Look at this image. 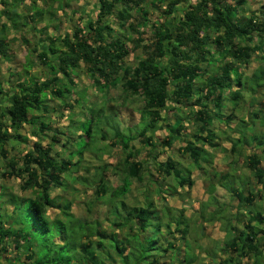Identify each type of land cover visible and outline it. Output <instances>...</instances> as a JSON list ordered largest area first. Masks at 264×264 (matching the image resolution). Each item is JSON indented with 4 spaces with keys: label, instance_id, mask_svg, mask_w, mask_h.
I'll list each match as a JSON object with an SVG mask.
<instances>
[{
    "label": "trees",
    "instance_id": "trees-1",
    "mask_svg": "<svg viewBox=\"0 0 264 264\" xmlns=\"http://www.w3.org/2000/svg\"><path fill=\"white\" fill-rule=\"evenodd\" d=\"M15 2L11 4L15 5ZM59 3L62 6V2ZM246 3L247 0H94V14L79 12L80 21L74 24L71 32L67 30L58 36H47L45 45L33 49L35 55L25 57L21 65L24 73L21 74L20 70L16 73L17 90L8 96L3 109L0 106V152L6 157L4 144L11 138L28 142L20 132L23 124L33 126L32 135L50 138L45 142L30 140L24 153L4 162L2 174L19 178V188L29 189L32 195L20 197L10 194L11 209L7 218L0 212V264L2 259L5 264H144L143 261L173 264L179 252L170 262L166 259L163 263L162 260L167 258L169 248H178L175 239H180V242L186 239L192 224L188 220L178 228L182 214L173 217L167 204L161 208L157 206V201L165 194H172L176 187L164 186L158 177H153L151 165L163 179L171 176L175 185L191 187L193 168L202 161H211L210 151L202 144L218 145L215 140L217 132L212 127L216 121L224 123L231 132L230 149L233 153H241L242 147L252 149L247 166L261 187L254 193L248 177V187L244 188L243 181L246 180L240 175L222 176L214 171L217 182L238 198L239 208L247 206L246 213L237 211L235 222L230 225L235 230L234 239L221 247L236 257H220L214 264H264V227H258L260 224L264 226V213L254 204L260 191L264 200V162L261 161L264 150L250 142L251 139L264 145V133L261 132L260 136L257 133L258 126L261 125V129L264 124L255 123L260 119L264 121V102L256 99L260 90L264 92L261 85L264 84V68L258 66L251 74L241 68L255 56L264 59V3L257 11L245 13ZM149 5L160 8L161 21L160 18L148 17ZM72 13L77 12L72 10ZM13 14L17 15L15 11ZM3 26L0 29V53L6 56L10 48ZM138 50L140 55H137L136 63L127 64L129 53ZM256 52L258 55L254 54ZM81 63L92 86L100 93L98 101L87 100L86 89L81 93L76 89ZM34 64L44 66L46 74H29L28 70ZM27 74L29 76L25 77ZM247 79H253L256 87L253 88ZM250 86L253 91L245 99L244 92L249 93ZM117 87L119 92L111 93V89ZM74 94L76 103H86L84 114L89 118H85L88 121L85 128L76 124L68 128V131H76L71 135L52 126L45 117L50 118L47 111L56 109L49 100L69 98ZM130 95H139L143 101L138 108V120L133 124H123L116 117L128 105ZM256 100L258 106H254ZM188 104L196 106L195 109L189 107L194 119L191 132L196 141H202L201 145L186 139L189 132L183 134L181 115ZM34 111L44 112L43 117ZM167 111L173 112L172 120ZM99 119L105 122L106 129L95 128L93 124ZM250 123L253 128L250 126L252 132L248 134ZM156 127L167 129V135L158 143L170 145L176 138L186 140L178 150L189 154V164L182 165L172 155L158 160L151 154L154 158L151 159L152 164L136 159L138 149L130 142L138 137L146 146L156 147L150 133ZM108 131L113 132V141L120 144L123 155L115 163L94 165L91 172L89 165H82L83 152L89 149L98 154L106 149L107 145L99 142L105 139L109 145L112 143H109L111 137L106 136ZM89 139L94 141L91 147H88ZM78 140L80 144L77 145ZM55 144L59 149H54ZM62 148L66 152L60 156ZM109 166L119 178L116 185L109 180ZM80 168L91 173V179L79 173ZM132 179L143 187V203L125 200L131 190ZM209 180L208 193L211 195L200 203V214L208 220L221 217L225 211V207H218L212 194L214 179ZM75 182H81L84 187L93 185V198L108 195V204L113 206L112 213L115 214L113 218L110 216L109 225L125 228L121 231L122 236L101 230L99 222L92 219L80 222L88 226L87 241L82 238L77 241L64 239L61 226L55 223L62 220L52 217L48 209L56 207L60 209L59 214L68 219L74 217L68 211L72 200L63 202V192L69 187L78 189ZM211 205L213 209L204 215ZM164 216L168 217L165 224ZM258 232L263 234L258 235ZM163 233L167 234L165 241L157 246L156 234ZM173 233L176 236L172 239ZM92 235L97 239L91 240ZM185 245L189 247L182 244L183 247ZM10 251L14 252L13 256L8 255ZM192 254L189 252L188 259L181 254L183 257L178 259L179 264L195 260L196 255ZM210 254L215 255V252L211 250ZM248 254L253 261L243 263L240 257Z\"/></svg>",
    "mask_w": 264,
    "mask_h": 264
},
{
    "label": "rangeland",
    "instance_id": "rangeland-1",
    "mask_svg": "<svg viewBox=\"0 0 264 264\" xmlns=\"http://www.w3.org/2000/svg\"><path fill=\"white\" fill-rule=\"evenodd\" d=\"M94 3V0H71V5L70 7H75V12H77L76 14L74 13H69V15H66V11L64 13H61L59 8H56V12H60V17H59V22L58 24V28L55 29L56 32H60V31H67L69 30V32H71L72 27L74 26V24H76L77 22L80 21L79 12L82 11L81 6H83L85 4V11L86 13H92V10H94V8L92 7ZM261 3H264V0H247V3L245 4V13H249L250 11H257V9L259 8V6L261 5ZM159 5H161L159 3ZM78 7H80V11H78ZM163 8V5L161 6ZM149 9V18H160V21L162 20V14H160V8L159 9H155V7H153L152 5H149L148 7ZM61 9V8H60ZM177 17V15H176ZM175 17V18H176ZM240 18H243L241 15H239ZM170 18H172L170 16ZM110 19H115L114 17H110ZM58 21V20H57ZM82 21V20H81ZM115 29L117 31H119L118 27H115ZM25 36L27 34V32L24 33ZM54 34V33H53ZM59 34V33H58ZM55 35V34H54ZM60 35V34H59ZM27 36H30L29 33ZM31 39V40H30ZM28 39L30 44H35L34 40L32 38ZM17 48H15L17 55H19L20 59H24L25 57V46L22 44H15ZM259 52L254 53L255 55H258ZM137 55H140L139 50L135 51V52H131L129 53L128 57H127V61L126 63L129 65H134L137 61ZM83 63H81V66L79 67V71H78V76L76 77V81L78 82V87L76 88L78 93H81V91L83 92V89L87 90V94L89 95L87 96V100L92 101V100H99L101 98V96L99 95V91H97V89L95 87L92 86L91 84V80L89 78V76H87V74L84 72V67L82 66ZM258 66H262L264 68V59L260 58L259 56H255L252 58V60L247 64L242 66L241 68L243 69V71L247 74H251L254 69H256ZM32 71H36L37 75L42 76L45 75L47 72V69H45L44 66H41L39 64H35L32 68ZM248 83H252L253 88L256 87L255 82H253V79L248 80ZM264 87V84H261ZM250 89L248 95H250V92L253 91V89L250 87H248ZM119 89V87L112 88L111 89V93H118L119 91L117 90ZM252 89V90H251ZM261 89V88H260ZM259 89V90H260ZM248 95H245L244 92V98H248ZM73 97H75L74 95H71V97L69 98H64V99H59L58 97H54L53 100H49L50 105H54L56 107V109L52 110V111H47V115L51 116L50 118L45 117L46 121H51L50 123L52 124V126L57 127L59 130L61 131H65V132H69V134L73 135L75 134L76 131H68V128L75 126H81L82 128H85V126L87 125L88 121L85 118H89L87 114L85 113V106L84 105L86 103H76L73 100ZM256 99L261 100L264 102V92H262L260 90V92H258L256 94ZM65 101V102H64ZM142 98L139 95H130L128 97V105H126V107L124 106V108H122L121 110L125 111H121L119 112V115L116 117L118 119V121L122 122L123 124L125 123H130L133 124L138 120L139 117V113H138V108L141 106L142 104ZM63 103H65L66 105H64ZM255 103H257V100L255 101ZM187 106V110L183 113V115H181V123H184V129H183V134L186 132H189V135L186 136L187 140H193L196 141V139L193 137V133L191 132L192 128H193V116L191 115V110L189 109V107H194V109L196 108L195 105L193 104H188ZM262 108V107H261ZM186 109V107H185ZM255 111H258L257 108H253ZM252 109V110H253ZM263 116H264V106H263ZM240 111V109H239ZM248 113L250 112V109L248 107L247 109ZM242 112V110H241ZM44 112H39V111H34V114H38L41 116V118L43 117ZM167 116L169 117L170 120H172L173 118V112L172 111H167L166 112ZM71 118V119H70ZM86 120V121H85ZM252 120V117H251ZM95 124H93L95 126V128L99 127L101 130L102 128L105 127V122L103 120H98L94 122ZM257 124H264V121L262 119L258 120L257 122H255ZM253 125L250 123L247 127V133L251 134L252 132V128L250 127ZM212 127H216L218 129V138H216V141L218 143V145L216 146V148H214L213 146H209L208 143H206V148L209 149V151L212 152V155H214L215 151L217 148L221 149L222 147H227L228 149L230 148L231 145V141H230V136H231V132H228L229 130L225 127L224 123L222 124H213ZM259 128H257V133L260 136V133L263 132L264 133V128H261V125L258 126ZM264 127V126H263ZM33 129V126L29 125V124H23V127H21L20 132L23 135L28 136L30 139V137L33 136L34 139L40 140L42 142L46 141V138L48 137V139L50 138L49 136L46 135H31V130ZM106 129V128H104ZM227 129V131H225ZM11 133H13V129L10 128ZM93 133V131L91 132V134ZM151 136L153 137L152 142L156 143V147L154 148H150V145L146 146L145 144L141 143L137 138L133 139L130 144L135 146V148L138 149V154H137V158L136 159H140V160H144L143 163H146L147 161H149L151 164L154 163L152 160H154V158H151V154H154V157L157 156V159L160 160H164L166 158L167 155H172L173 153L175 154L176 157L179 158V160L181 161V163L187 164L190 162L189 160V154L188 153H183L181 150H178V147H182L183 145H185L186 140H181L176 138L170 145H166V144H161L158 143L160 141V139L162 140V138L164 136L167 135V129L165 127H156L155 129L150 131ZM255 132V134H257ZM113 132L108 131L106 132V136L107 137H111V141L109 143H111L110 145L108 144V142H104L105 139H101V142L99 143H105L107 146L105 147L106 149L101 150L102 152H99L98 154H96L94 152V150H86L83 154V158H82V165H89L91 172L93 171V167L94 165H103L106 162H112L115 163L116 161H118L122 155H123V151L120 148V144L117 143L116 140L113 141V139H115L114 137H112ZM93 139H89V143L90 145L88 147H91L94 144V141L92 142ZM197 142V141H196ZM200 142V141H198ZM250 142L255 146V147H259L262 148L264 150V145H261L260 143H254L251 139ZM28 144H30V141L25 142H17V139L15 140V138H11L10 140H8L5 144H4V148L6 150V157H3L1 152H0V190H1V199H0V212L3 213L5 219L7 218V215L10 212L11 209V203H10V194H15V195H19L20 197H25V196H30L32 195V192L28 189V190H21L19 188V178H12V177H8V176H4L2 174L4 168V162L6 161V159L10 158V157H17L19 155H21L22 153H24V151L26 150V148H28ZM80 144L79 140L77 141V145ZM54 149H59V145L55 144L54 145ZM223 149V148H222ZM60 156H63L62 154L64 152H66V149L63 150V148L60 151ZM152 152V153H150ZM230 153V152H228ZM227 153V154H228ZM224 152H220L219 155L220 158L219 159H225L223 156ZM152 159V160H151ZM189 160V162H188ZM239 160V161H238ZM238 160H234V162L238 161L236 164H238L240 162V164L243 166V160L242 157H239ZM225 161V160H224ZM147 162V163H149ZM238 164V165H240ZM241 167V166H240ZM108 177L109 180L111 182L112 185H116L117 183H119V178L117 175L114 174V172H112L111 167L109 166L108 168ZM151 169L154 173L153 177L156 176V172L154 171V167L153 165H151ZM200 173H202V171H199ZM79 173L83 174V175H87L90 179V175H92L91 173H86V171L82 168H80ZM196 174L197 178H196V184L194 187H177V190L179 191L178 193H173V194H165L164 198H160L157 202V206L158 207H162V205H168L169 206V211L170 214L173 215V213L175 215H180L182 214V217L180 218V223L178 228H182L183 225L185 224V222H187L188 220L191 222L190 223V228L191 230L188 231V235L185 237L187 239H183L180 242V239H175L176 241V245L178 246V248L175 250L174 248H169L167 251V259L171 260L172 257H175L176 253L179 252L181 259H182V255L187 257L188 259V255L189 252L191 253V255H193L192 253L194 251H198L199 256H203L202 253L203 251H205L206 248L211 247L212 245V235H215L214 233H216L217 231L220 230V227L224 225V222L221 221V219H214V221H208L207 223L203 222V218L200 214V202L202 203L203 201L205 202V200L208 198V182L209 180H205L204 178L202 179L201 174ZM1 185H3V187H1ZM75 187L77 188H73V187H69L67 188L66 191H64V200L63 202H66L67 200H72V202L70 203V209L68 210L69 212H72L74 217H70L71 219H68V217H66L65 215H63L62 213L59 214V208L56 207H50L48 209V213L52 216V217H60L58 219H61L62 221L59 223L58 221H55L56 225H60L64 234L63 237L66 240H73V241H77L78 238H82L83 241H87V227L88 226H84V223L80 224V222H85L86 221H90L92 219H95L99 222V228L101 230H106L109 231L110 233H118L120 236H122V232L124 231L125 228L120 229L119 227L116 226H112L109 225V220H110V216L113 218L115 216V214H113L114 212L112 211L113 206H110V204H108V201L110 200L108 197V195H103L102 198H93L94 196V192H93V185H88V187H84L82 185L81 182H75L74 183ZM142 185H140V183L135 180L132 179V184H131V190L129 192H127L125 200L128 203H143V197H142ZM77 190V191H76ZM219 191V190H217ZM111 197V196H110ZM156 197V196H155ZM93 199V200H92ZM221 200V199H219ZM222 201V200H221ZM203 202V203H204ZM233 208L235 203H231L230 204ZM110 206V207H109ZM227 210L229 209L228 212H233L230 209V206L227 205L225 207ZM108 210H110V212H108ZM59 211V212H58ZM113 212V213H112ZM110 213V215H109ZM162 213V212H161ZM204 215H207V212L205 210ZM164 218V217H163ZM220 218V217H219ZM57 220V219H56ZM166 221H163V224H165ZM175 222V221H174ZM202 226H203V230L207 232L208 235H206V233L204 232V235L202 234ZM228 225L226 224L225 227H227ZM171 228H173V226H170ZM149 229V228H148ZM155 230V229H154ZM157 236L155 237V239L157 240V246L158 244H160V242H164L165 238H166V233H163L161 235L158 236V234H156ZM174 236H176V233L172 234V239L174 238ZM75 237L77 239H75ZM211 237V240H210ZM151 238V237H150ZM159 238V240H158ZM91 240H96L97 236L96 235H92L90 237ZM89 240V239H88ZM106 240V239H105ZM199 241H201V248H197ZM188 244V246H182V244ZM156 244V242H155ZM73 246V245H72ZM185 247L188 249H185ZM181 250V251H180ZM184 251V253H183ZM189 251V252H188ZM155 252V251H154ZM163 251H160V254H162ZM14 252L8 253L9 256H13ZM16 253V252H15ZM158 253V252H157ZM114 255V254H113ZM212 255V254H211ZM159 256V255H157ZM180 256L178 258H180ZM213 256V255H212ZM211 256V257H212ZM151 259V258H149ZM163 259V258H162ZM166 259V257H165ZM13 262H15V258H13ZM144 264H148V261H143ZM205 263V262H203ZM1 264H5V260L2 259L1 260ZM182 264H185V262H183ZM187 264V263H186ZM196 264H200V263H196Z\"/></svg>",
    "mask_w": 264,
    "mask_h": 264
},
{
    "label": "crops",
    "instance_id": "crops-1",
    "mask_svg": "<svg viewBox=\"0 0 264 264\" xmlns=\"http://www.w3.org/2000/svg\"><path fill=\"white\" fill-rule=\"evenodd\" d=\"M13 1L12 0H4V3H3L0 0V29L3 25H5V27L3 26L4 27L3 33L5 34V36L8 40L9 48H10L8 55L5 56V55H2L0 53V106L2 109L7 104L8 96L10 94H12L14 91H16L18 88L16 86V80L18 77V75L16 73H18L17 72L18 70H20L21 74L24 73L23 70L21 69L22 68L21 65H22V63H24L25 57L28 55H30V57H32V55H35L36 51H33V49H35V47L39 48L41 45L42 46L45 45L48 42L47 36H52L54 34L56 36H58L59 34L63 33V31L56 32V30H55L58 28V25H56V24H58V22H59L60 12L64 13L66 11V15H69V13H71L72 10L75 11V7H70L71 0H70L69 4H66V1H69V0H16V2H15L16 4L12 5L13 3L11 4V2H13ZM59 1L62 2V6H60ZM57 7L61 8V9L59 8L60 12H58V13L56 12ZM81 7H83L81 13L84 14L85 4ZM79 8L80 7H78V11H80ZM13 11H15V13H17L16 16H14ZM91 12L95 13V9L92 10ZM88 14L90 15V13H88ZM25 32H27L26 36L24 34ZM28 33L30 36H27ZM30 38H32L34 40L35 44L29 43L28 39H30ZM16 43H18V44L20 43L26 47L25 48V50H26L25 57L23 60L20 59L19 55H17V53H16V50H15V48H17L15 45ZM34 59H35V57H34ZM32 67H30V69L28 70L29 74H37L36 71L35 72L32 71V69H31ZM14 72H15V74H12ZM28 76H29L28 74L25 75V77H28ZM77 85H78V82H77ZM245 95L247 96L248 93H246ZM245 99H247V97ZM254 106H258L257 103H255ZM216 123L222 124L221 122H218V121L214 122V124H216ZM214 131L217 132V136L215 137V140H216V138H218V129L216 127H214ZM26 137H27V139L29 138L28 136H26ZM15 140H16V138H15ZM30 140H37V139H34L32 136V137H30V139H28V141H30ZM19 141L22 142V140L17 139V142H19ZM46 141H48V137L46 138ZM201 142L202 141H200V142L195 141V143L197 145H201ZM202 145L206 148V146H205L206 143H204ZM210 145L211 144H209V146ZM213 147L216 148V146H213ZM222 148L221 149L217 148L214 155H212V152L210 151L211 161H209V162L208 161H202V162H200L199 166H195V168H193L192 173H191V178L193 181L191 187L195 186V184H196L195 180L197 178L196 174H199L200 173L199 171L201 170L202 173H200V174L203 175L202 179L204 178L207 181L209 179H212V180L214 179V181H215L212 194H214V196L217 199V202L219 204L218 207H226L227 205H229L230 209L233 212H231V211L228 212L229 209L227 210L225 208V211L220 218L216 217V218L208 220V219H204L202 217L204 223L205 222L207 223L208 221H214V219L218 218L224 222V225L220 227L219 231L214 233L215 235H212L213 236L212 240L210 237V240L212 241V245H211V247L208 246V248H206L205 251H203V253H202L203 256H201V255L199 256L198 251H194L196 258H195V260H193L189 264H196V263L214 264L215 261H217L220 257H225L228 255H232L234 258L236 257V256H234V254L230 253V251L221 250V247H225V242L232 241V239H234L235 230L231 229L230 225L235 222L234 221V215L237 213V211L239 213H246L245 211L247 209V206L243 205L239 208L238 198L236 196H232L230 191H227L224 187H222V185H220L217 182L218 177L214 178V171H217V173L221 174L222 176H227L228 174H231V173L240 175L241 177H243L244 180H246V181H243L244 188L248 187V183H249V186H251L254 193L258 192L260 187H261V185L253 177V175L250 174V168L247 166L248 155L251 154L252 149L242 147L241 148L242 152L237 154L236 152L233 153L230 148L229 149L227 147H222ZM206 149H208V148H206ZM220 152H224L223 156L225 159H223V160L219 159L221 156V155H219ZM228 152H230V153H228ZM172 157L174 158L175 161H179L181 163L179 158L176 157L174 153L172 154ZM239 157H242L243 166L240 164V162L238 163L240 165L236 164L239 161L238 160ZM158 160H160V159H158ZM189 160L191 161V158H189ZM189 160H188V162H189ZM234 160H238V161L234 162ZM263 160L264 159H262L261 161L264 162ZM189 163H187V164H189ZM181 164L186 165L184 163H181ZM150 170H152V169H150ZM162 177L163 176L160 173H158L156 175L157 180H159V182L164 183V186L168 185V187H176L174 190H172L173 191L172 194L179 192L177 190V187H187V186L175 185L171 176L164 177V179ZM247 177H248V183H247ZM217 190H219V191H217ZM259 194H260L259 197H255L254 204L259 209V211L264 213V200L262 197L263 195L261 194V191L259 192ZM210 195L211 194L208 193L207 197H209ZM219 199H221L222 201ZM233 202L235 203L234 208L230 205ZM212 209H213L212 205L209 208L207 207V209H206L207 213ZM171 216L177 217L178 215H175L173 213V215L171 214ZM167 218H166V216H164L163 221H166ZM171 223H172V221H171ZM226 224L228 225L227 227H225ZM258 227L261 228L264 226H262V224H260V225H258ZM202 232H203L202 233L203 235H204V232L206 233V235H208L207 232L203 230V226H202ZM261 234H263V233L258 232V235H261ZM197 248H201V241H199ZM211 250H213L215 252V255L212 256L210 254ZM179 256H177V259L174 261L173 264H179L178 259H181V256H180V258H178ZM240 258H241L243 263L253 261V258L250 254L242 256ZM166 259L164 258L162 260V262L163 263L166 262L165 261ZM167 262H170V260L167 259ZM203 262H205V263H203Z\"/></svg>",
    "mask_w": 264,
    "mask_h": 264
}]
</instances>
